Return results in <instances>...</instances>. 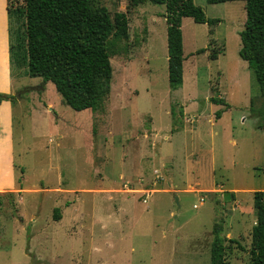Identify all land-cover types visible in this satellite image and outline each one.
<instances>
[{
    "label": "rangeland",
    "instance_id": "rangeland-1",
    "mask_svg": "<svg viewBox=\"0 0 264 264\" xmlns=\"http://www.w3.org/2000/svg\"><path fill=\"white\" fill-rule=\"evenodd\" d=\"M193 1L220 19L210 46L220 53H197L210 26L183 17L186 60L176 90L168 83L165 5L151 2L102 0L111 17L126 12L129 29L111 51L110 93L97 111L72 109L53 83L13 68L15 162L27 190L0 197V264H208L215 227L226 264H248L253 192L264 189V95L257 70L239 55L247 12L242 0ZM219 95L223 104L210 101ZM152 129L157 143L141 164L144 179H132L158 190L146 203L128 194L114 214L119 202L107 197L115 193L98 189L120 185L121 170L135 175L145 150L137 144L149 145L143 133Z\"/></svg>",
    "mask_w": 264,
    "mask_h": 264
},
{
    "label": "trees",
    "instance_id": "trees-1",
    "mask_svg": "<svg viewBox=\"0 0 264 264\" xmlns=\"http://www.w3.org/2000/svg\"><path fill=\"white\" fill-rule=\"evenodd\" d=\"M223 3L234 0H206ZM247 16L239 31V55L249 67H255V78L264 95V0H242ZM144 2L164 4L167 38L168 83L172 90L183 82V17H192L197 23H207L209 41L197 53L209 49V58L215 60L219 51L211 49L215 37L214 26L220 19L207 18L203 9L193 0H129L130 7ZM11 22L10 56L13 68L26 69L30 77L50 81L74 110H99L110 93L112 65L111 51L115 42L128 38L126 12L110 16L102 0H23L8 3ZM2 99H15L1 94ZM215 104L223 99L210 97ZM221 111L215 112L220 117ZM255 223L251 229L248 264H264V190L253 192ZM60 209L55 208L53 219L59 220ZM210 264H225L224 238L214 228Z\"/></svg>",
    "mask_w": 264,
    "mask_h": 264
},
{
    "label": "crops",
    "instance_id": "crops-1",
    "mask_svg": "<svg viewBox=\"0 0 264 264\" xmlns=\"http://www.w3.org/2000/svg\"><path fill=\"white\" fill-rule=\"evenodd\" d=\"M8 3H9V0H0V93L15 96V93L18 89L17 87L13 86V74L14 73H13V65L11 63V56H10L11 22L9 20V15H8V8H7ZM183 57H184L183 61L185 62L186 57L185 56ZM182 85H183V82H182ZM31 89L37 92L35 87ZM40 92H45V90H41ZM218 97L223 99L221 95H219ZM14 100L2 99L0 101V197L6 194H11V195L19 194L20 192L27 190L22 185L23 177L17 178V170H16L17 165L15 162V128H14V125H15L14 124V119H15L14 118V109H15L14 102L15 101ZM190 102H192V100ZM48 105H50V103H48ZM182 112L184 114L186 113L185 108H182ZM192 118L193 119H191V121L197 119V116H193ZM208 119H210V122H212L211 117ZM198 128H199V124H198L197 129ZM143 136H145L149 145L140 146L137 144L138 148L145 147V150L140 151L137 157V169H135V175H134V170L132 167L130 169L131 172L129 173L125 170L123 171L121 170L118 175V180L120 181L119 182L120 185H115V182L113 181L112 184L107 185V186H100V188L98 189L99 193H115V195L113 196L108 195L107 197V201L111 200L112 202L113 201L119 202V207H118V204H116L114 207L115 209H112L114 214H117L121 210H123L122 204H125L126 202L128 203V200H127L128 194L138 193L139 196L137 200L139 201L141 199L143 203H146L149 194L158 190L157 188H150V189L144 188L143 187L144 183L139 184V183L134 182L135 179H132L133 177H135L137 182H141L144 179L142 175L144 171L143 172L141 171V164L143 165L144 161H148L149 154H150L148 153V149L149 148L151 149V147L154 146V144L156 145L157 143L154 140L156 136L154 129L144 132ZM166 138L167 137H164V139ZM161 159L162 158L159 157L160 162H162ZM134 168H135V165H134ZM153 172L157 175L159 171L158 169H154ZM162 173L163 175L165 176L167 175L168 177L171 175L170 173H167V172H162ZM160 176L163 177L161 174ZM154 184L156 183H151V185H154ZM188 189L191 191H198V192L208 191L209 192V188H198L197 189V188H192L190 186ZM211 189H214V188H211ZM163 190L173 191L172 189H166V188ZM231 190L232 191L230 192H233V193L234 191H236V189H231ZM261 190H264V189H261ZM199 197H203L205 201L204 195H200ZM19 200H21V198ZM204 201L200 204H203ZM74 202L75 201L67 204L64 210H67V208L72 206ZM125 206H126V209L130 208V204L125 205ZM60 215H61L60 218H62L63 213L62 214L60 213ZM111 215L110 217L113 218V216ZM172 215H174L173 211L170 212V216ZM173 217H176V216H173ZM210 260H211V254L209 255L208 262L206 263L210 264Z\"/></svg>",
    "mask_w": 264,
    "mask_h": 264
},
{
    "label": "built area",
    "instance_id": "built-area-1",
    "mask_svg": "<svg viewBox=\"0 0 264 264\" xmlns=\"http://www.w3.org/2000/svg\"><path fill=\"white\" fill-rule=\"evenodd\" d=\"M204 201V198L203 197H199V203H202ZM193 207H197L195 204L193 205Z\"/></svg>",
    "mask_w": 264,
    "mask_h": 264
},
{
    "label": "water",
    "instance_id": "water-1",
    "mask_svg": "<svg viewBox=\"0 0 264 264\" xmlns=\"http://www.w3.org/2000/svg\"><path fill=\"white\" fill-rule=\"evenodd\" d=\"M24 91V90H23ZM15 96L18 97L19 96V92L15 93ZM176 201H177V197H176Z\"/></svg>",
    "mask_w": 264,
    "mask_h": 264
}]
</instances>
